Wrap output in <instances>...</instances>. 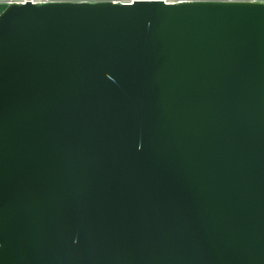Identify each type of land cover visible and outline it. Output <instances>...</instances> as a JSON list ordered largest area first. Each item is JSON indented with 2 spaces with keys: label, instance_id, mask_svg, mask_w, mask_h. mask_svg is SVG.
<instances>
[{
  "label": "water",
  "instance_id": "1",
  "mask_svg": "<svg viewBox=\"0 0 264 264\" xmlns=\"http://www.w3.org/2000/svg\"><path fill=\"white\" fill-rule=\"evenodd\" d=\"M150 2L0 19V264H264V4Z\"/></svg>",
  "mask_w": 264,
  "mask_h": 264
},
{
  "label": "snow or ice",
  "instance_id": "2",
  "mask_svg": "<svg viewBox=\"0 0 264 264\" xmlns=\"http://www.w3.org/2000/svg\"><path fill=\"white\" fill-rule=\"evenodd\" d=\"M50 0H46L44 3H36L35 0H23L22 3H16L8 4L3 8V11H0V19H2L5 15H7L8 11L10 9H18V10H26L30 9L32 11H39L44 8H47L49 6ZM72 2H89V3H95L97 0H72ZM113 3L116 4V6H134L137 3L144 4V3H153L150 2V0H112ZM221 2H224V0H221ZM228 3H237L242 2V0H227ZM260 4H264V0H258ZM166 3L168 6H180L176 3H170L169 0H166ZM3 242L0 241V248H2Z\"/></svg>",
  "mask_w": 264,
  "mask_h": 264
},
{
  "label": "built area",
  "instance_id": "3",
  "mask_svg": "<svg viewBox=\"0 0 264 264\" xmlns=\"http://www.w3.org/2000/svg\"><path fill=\"white\" fill-rule=\"evenodd\" d=\"M57 1H72V0H50V2H57ZM99 1H111L112 0H97V2ZM166 2V0H164ZM49 2V3H50ZM185 2H221V0H178V2H176V4L178 3H185ZM224 2H227V0H224ZM242 2H258V0H242ZM14 0H9L8 4H13Z\"/></svg>",
  "mask_w": 264,
  "mask_h": 264
},
{
  "label": "clouds",
  "instance_id": "4",
  "mask_svg": "<svg viewBox=\"0 0 264 264\" xmlns=\"http://www.w3.org/2000/svg\"><path fill=\"white\" fill-rule=\"evenodd\" d=\"M9 0H0V11H3V8L7 5ZM16 3H22L23 0H14ZM36 3H44L46 0H35ZM170 3H176L178 0H169Z\"/></svg>",
  "mask_w": 264,
  "mask_h": 264
}]
</instances>
